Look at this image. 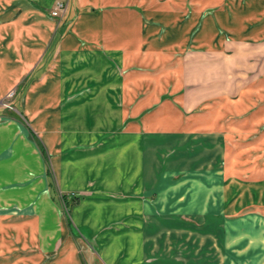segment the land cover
Returning <instances> with one entry per match:
<instances>
[{
	"label": "crops",
	"instance_id": "1",
	"mask_svg": "<svg viewBox=\"0 0 264 264\" xmlns=\"http://www.w3.org/2000/svg\"><path fill=\"white\" fill-rule=\"evenodd\" d=\"M57 1L0 0V100L26 116L0 118V264H264L229 242L264 204L236 180L264 167V0Z\"/></svg>",
	"mask_w": 264,
	"mask_h": 264
},
{
	"label": "rangeland",
	"instance_id": "2",
	"mask_svg": "<svg viewBox=\"0 0 264 264\" xmlns=\"http://www.w3.org/2000/svg\"><path fill=\"white\" fill-rule=\"evenodd\" d=\"M18 96H19L18 90L13 89L10 92H8L6 94V96L2 100H0V106H1L0 107V118L4 114L5 115L9 114V115H15V116L21 115L22 119L26 120V116L22 112L19 111L20 108H19V98H18ZM259 163L260 164H264V158L263 157L259 161ZM47 166H48V171H50V173H51L50 175L54 178V181L56 182V176L54 177V167H53V165H52V163H51L49 158H47ZM236 175H239V177L237 176L238 178H236V180H238V179L239 180H244V179L246 180V179H250V177L258 178V177H256L257 175L259 177L261 176V180H262V178H264V167H261V171L259 172V174L258 173H244V174H241V175L240 174H236ZM2 192L3 191L0 190V196L4 195V194H2ZM9 193H10L11 196H15V197H18V196H30L31 195L30 191L28 189H22V190L10 189ZM37 195H38V192H37ZM74 201L75 200H74L73 197H71L70 200H69V199H67L66 194L64 192L59 191V193H58L59 206H60V209L62 211V214L66 218H69V216H70V208H71V205H72V203ZM7 209H9V208H7ZM246 214H255V216H258L257 219H256L257 221L251 223V226H250V228H252L251 232L253 233V236H254L253 240H255V241H253V243H252V241L248 242L246 240L247 238H245L243 240V236H242V239L239 242L241 236L240 237L239 236H233V233H232V238H231V240L229 242L232 244V246H237V245L246 246V245H250L249 249H248L250 251V254H249V257L245 256L246 258H251V259H254V260H256L258 257L264 258L263 257L264 256V220L262 218L261 219L259 218V214H264V204L260 205V204H255V203H252V202H248V203H245L244 205L236 206V210L231 215V217H232L231 221L233 222V226L235 228V231H234L235 234H237L236 230L242 228V226H245V222L242 223L240 218L242 216L246 215ZM236 220H239L238 223H237ZM232 222L229 221L228 225L232 226ZM191 223H195V222L188 220V224H191ZM171 224H172V226L175 225V224H178V221H173L172 220ZM215 224H216V227L218 229L219 228L220 229L224 228V225H223L224 221L222 222V220H216ZM204 227H205V223H204ZM260 229H262V231ZM14 235H13L12 232H10V230H7L6 237L2 238V233L0 231V238L1 239H6L8 243H10L12 238L15 237ZM15 238L18 239V237H15ZM171 238H172L171 239V243L173 245L179 244V242H181L180 241V237L173 236ZM1 239H0V245L3 244ZM160 239H162V238H160ZM225 241H226L225 236L224 235L223 236L220 235L219 236V244L223 245V244H225ZM7 255H9V254L7 253ZM81 255H82L83 264H90L88 262V259L86 258L87 255L85 253H84V255L83 254H81ZM241 257L244 258L243 256H241ZM0 258H2V255H0ZM242 258H240V259H242Z\"/></svg>",
	"mask_w": 264,
	"mask_h": 264
},
{
	"label": "built area",
	"instance_id": "3",
	"mask_svg": "<svg viewBox=\"0 0 264 264\" xmlns=\"http://www.w3.org/2000/svg\"><path fill=\"white\" fill-rule=\"evenodd\" d=\"M67 8V3L65 0H58L54 6V9L51 10L52 16L59 17Z\"/></svg>",
	"mask_w": 264,
	"mask_h": 264
}]
</instances>
